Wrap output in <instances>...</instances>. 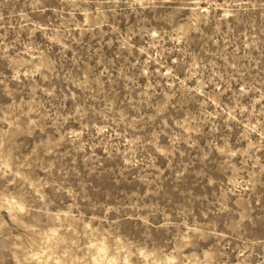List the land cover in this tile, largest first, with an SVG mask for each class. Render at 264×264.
I'll list each match as a JSON object with an SVG mask.
<instances>
[{"label": "rangeland", "instance_id": "374dc122", "mask_svg": "<svg viewBox=\"0 0 264 264\" xmlns=\"http://www.w3.org/2000/svg\"><path fill=\"white\" fill-rule=\"evenodd\" d=\"M0 264H264V0H0Z\"/></svg>", "mask_w": 264, "mask_h": 264}]
</instances>
